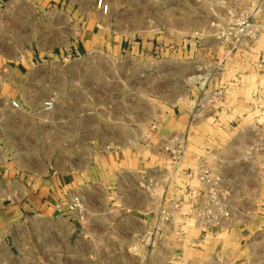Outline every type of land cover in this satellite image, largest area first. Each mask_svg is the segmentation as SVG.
<instances>
[{
    "label": "rangeland",
    "instance_id": "1",
    "mask_svg": "<svg viewBox=\"0 0 264 264\" xmlns=\"http://www.w3.org/2000/svg\"><path fill=\"white\" fill-rule=\"evenodd\" d=\"M40 1L0 0V264H264V169L246 157L264 133V0ZM238 17L258 33L234 49L217 32ZM202 159L238 177L247 230L197 226L191 201L160 218Z\"/></svg>",
    "mask_w": 264,
    "mask_h": 264
},
{
    "label": "built area",
    "instance_id": "2",
    "mask_svg": "<svg viewBox=\"0 0 264 264\" xmlns=\"http://www.w3.org/2000/svg\"><path fill=\"white\" fill-rule=\"evenodd\" d=\"M97 8L103 15H107L110 7L104 0H97ZM218 38L232 44L236 48L244 39H252L257 36L258 28L252 23L249 17H238L230 21L226 26L218 29ZM9 106L13 109H19L21 103L17 99H11ZM45 110L54 108L53 99H49L42 104ZM1 112V106H0ZM248 145L246 150L247 162L256 169H264V133H248ZM187 139L184 134H173L165 144V151L169 158L174 162V172L179 169L181 162L186 155ZM262 158V165L255 164L256 157ZM182 169V168H181ZM183 172L189 174V169L183 167ZM248 175V174H247ZM198 181V186L187 184L182 194L176 199L169 201V210L161 209L160 218H169V223L173 219L174 213L181 212L183 207L189 201L190 213L197 226H214L219 229H234L238 222L244 223L243 216H248L235 199L232 198L234 187L238 186V177L224 169L223 165L210 164L202 159L198 161L196 169L192 175ZM250 177L247 180L250 181ZM69 207L78 213L84 211L83 205L77 197L69 200ZM221 257H216L220 260Z\"/></svg>",
    "mask_w": 264,
    "mask_h": 264
},
{
    "label": "crops",
    "instance_id": "3",
    "mask_svg": "<svg viewBox=\"0 0 264 264\" xmlns=\"http://www.w3.org/2000/svg\"><path fill=\"white\" fill-rule=\"evenodd\" d=\"M93 4H94V1L92 0V2H91V4H90V6H93ZM36 6H39L40 8H42V9H51L52 8V4H51V2H50V0H42V1H40V2H37L36 4H35ZM79 4L77 3V2H73L72 4H68V3H60L59 4V6H57V10H67V9H71V10H73V9H83L82 7H80V6H78ZM54 8V7H53ZM85 9H88V5H86L85 6ZM101 13V12H100ZM102 14V13H101ZM11 99H17V98H11ZM10 99V100H11ZM9 100V101H10ZM18 100V99H17ZM9 101L7 102V107H8V109H10V110H17V109H13V108H11L10 106H9ZM20 101V100H19ZM172 101L173 100H170L169 99V105H171L172 104ZM20 103H21V106H22V102L20 101ZM1 106V105H0ZM19 109H21V107L19 108ZM4 108H3V106H1V112H0V120H2L3 118H4ZM171 120V119H170ZM180 122V120L179 119H177L176 120V123L175 124H177V126H178V123ZM181 123H182V120H181ZM180 124V123H179ZM22 125H17V127H21ZM173 127H174V123H170L169 124V133L172 131V129H173ZM46 197V199H45V203H54L55 201H56V199L58 198V193H57V190H55V189H53V190H51L47 195H45ZM137 211V210H136ZM250 224H251V221H248V222H246V223H244L243 224V227L242 228H245L244 229V231L245 230H247V228L250 226ZM0 226H1V221H0ZM241 228V229H242ZM130 233L132 232V233H135L136 231H135V229H133V230H130L129 231Z\"/></svg>",
    "mask_w": 264,
    "mask_h": 264
}]
</instances>
